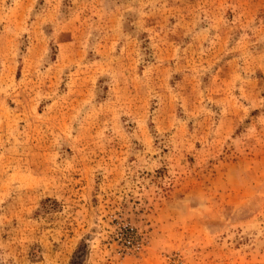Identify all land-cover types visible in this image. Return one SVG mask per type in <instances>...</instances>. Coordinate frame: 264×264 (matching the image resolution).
Masks as SVG:
<instances>
[{
    "label": "rangeland",
    "instance_id": "rangeland-1",
    "mask_svg": "<svg viewBox=\"0 0 264 264\" xmlns=\"http://www.w3.org/2000/svg\"><path fill=\"white\" fill-rule=\"evenodd\" d=\"M0 264H264V0H0Z\"/></svg>",
    "mask_w": 264,
    "mask_h": 264
}]
</instances>
